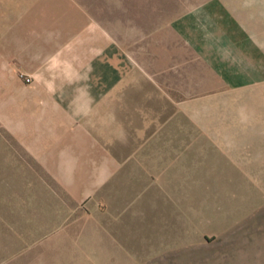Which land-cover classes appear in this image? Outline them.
<instances>
[{"label": "rangeland", "instance_id": "obj_1", "mask_svg": "<svg viewBox=\"0 0 264 264\" xmlns=\"http://www.w3.org/2000/svg\"><path fill=\"white\" fill-rule=\"evenodd\" d=\"M117 56L121 76L183 83L178 217L129 259L102 233L111 197L87 212L21 135L37 77ZM0 264H264V0H0Z\"/></svg>", "mask_w": 264, "mask_h": 264}, {"label": "crops", "instance_id": "obj_2", "mask_svg": "<svg viewBox=\"0 0 264 264\" xmlns=\"http://www.w3.org/2000/svg\"><path fill=\"white\" fill-rule=\"evenodd\" d=\"M116 58L111 75L37 77L21 103L22 116L30 113L21 135L22 146L60 175L87 212L93 200L111 197L102 233L129 259L132 245L161 243L178 217L172 205L169 225V179L185 162L168 152L184 146L183 107L169 101L183 99V83L121 76Z\"/></svg>", "mask_w": 264, "mask_h": 264}]
</instances>
